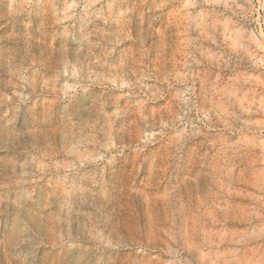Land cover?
Returning a JSON list of instances; mask_svg holds the SVG:
<instances>
[{
    "label": "rangeland",
    "instance_id": "1",
    "mask_svg": "<svg viewBox=\"0 0 264 264\" xmlns=\"http://www.w3.org/2000/svg\"><path fill=\"white\" fill-rule=\"evenodd\" d=\"M0 264H264V0H0Z\"/></svg>",
    "mask_w": 264,
    "mask_h": 264
}]
</instances>
